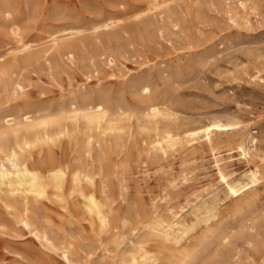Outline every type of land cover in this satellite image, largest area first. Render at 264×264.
<instances>
[{"label":"rangeland","instance_id":"1","mask_svg":"<svg viewBox=\"0 0 264 264\" xmlns=\"http://www.w3.org/2000/svg\"><path fill=\"white\" fill-rule=\"evenodd\" d=\"M0 1L11 12L0 18V67L10 66L13 93L0 90V130L4 114L27 109L61 117L75 96L105 101L113 122L96 162L106 222L75 194L65 204L52 193L34 210L48 247L0 198V264H66L65 247L71 264H134L141 246L153 264H264V0ZM53 35L74 58L58 57ZM201 127L212 130L193 140ZM75 134L31 161L74 158ZM222 177L250 186L232 196Z\"/></svg>","mask_w":264,"mask_h":264},{"label":"bare ground","instance_id":"2","mask_svg":"<svg viewBox=\"0 0 264 264\" xmlns=\"http://www.w3.org/2000/svg\"><path fill=\"white\" fill-rule=\"evenodd\" d=\"M10 15H11V12L9 10V4L5 1H0V18H2L4 21H8V19L10 18ZM14 31H16V29ZM53 36H54L53 50L58 49L57 50L58 57L60 58V57L67 56V58L69 57L74 58L75 51L72 49H75V48L71 47V45L70 46L60 45V43L64 41H60L59 43V41L57 42L58 38H55V35ZM101 46L103 47L104 45H101ZM19 47L23 52L33 49L31 43H22L21 46ZM48 49L51 50L52 47ZM106 57L108 58V56ZM34 58L35 57H33V61H34ZM33 61L31 63H33ZM27 63H29V65L31 64L29 61ZM57 64H55V66ZM23 65H26V63H23ZM23 65L22 67H24ZM33 65L32 67L34 68ZM2 67H0V90H2V86L5 84L6 87L3 90L6 93H9L10 87L8 86V83H6V82H9V72L6 69V67L9 68L10 66H6L5 68H2ZM19 67L21 68V64ZM27 68L29 70V66ZM86 74H87V71H86ZM12 75L14 76L15 74L13 73ZM12 75L10 74V76ZM87 92L89 94L90 91L87 90ZM71 99L73 100L72 102H70V107L68 109H65V111L67 110L69 111L61 115V117L53 116V114L51 116L49 115V116L42 117L44 116L43 114L45 115H48V114H46V112L44 113L42 112L43 114L41 113L42 115L40 114L39 116L38 115L39 110H36V109L34 110L27 109L23 112L20 111V113H13V114H7V115L2 114L6 128L0 130V198L3 201L4 207L8 212L12 213V211L21 210L20 218L16 216L15 214L13 215L19 219V222H21L24 226H26L30 230L32 229L37 230L36 220L34 217V210L38 207L39 204L43 203L44 200L50 199V196L52 193L57 194L58 196H60V198L62 197V201L65 204L67 203L68 197L72 194H75L81 200L82 205H83V210L86 214L90 216L97 214L99 215V219L102 224L106 222L104 216H102L103 206L101 202L99 201L98 194L95 191V187H96L98 180L104 178L102 171L96 167V162L98 160L102 161L104 159L103 157L105 153L104 152L105 141L101 138V135L104 133V131H107L105 130V128L108 125H111L113 123L111 119L112 116L110 117L108 105L105 101L93 103V101L89 99L87 96L83 97L81 101L78 100L77 96H75L74 98L71 97ZM58 104H61V103L58 102ZM67 104L68 103L66 102L65 103L66 107L69 106ZM153 110L156 111L155 108H153ZM150 112H147V114ZM81 125L85 126L86 131H83L85 128L83 127L84 128L83 129ZM220 125L222 126V124ZM112 129H111V133H112ZM211 130H212L211 127H201V128L193 129L189 131V136L192 137L193 139V138L200 136L201 134L203 135L209 134ZM75 132L80 140L79 141L77 140V143L75 142L77 145V149L74 148L75 149L73 151L75 154L74 158L70 156L67 160H64V161H61L59 159L51 160L50 162H45L41 164L40 166L35 165L31 161L30 154L33 152L35 148L43 147L47 144H55L63 137L73 136V133ZM76 134L74 135L75 140H76ZM97 151H100V154H98ZM246 153L247 152L244 150L245 155ZM248 155H249V152H248ZM251 174L252 176L250 177L251 178L250 182H255L257 179V176L259 175V169L256 168ZM222 180L228 186V191L230 195L232 196H238L242 191L246 189L247 186H250L248 185V183H244L243 181H240V180H237V181L228 180L227 178H223V177H222ZM245 181H248V180H245ZM208 218H210V215L204 216V220ZM172 226L170 227V230L172 229ZM153 230H155V228ZM170 230L169 232H166L163 234L166 239L171 237ZM38 234L40 235L39 239L41 243H43L44 245L48 247L50 246L52 247L54 245V242L50 235L51 233H49L46 230H44L43 232H39L37 230L36 235L38 236ZM140 251H141V256L138 257L137 255L133 254L130 256V261H132L134 264H153L156 262V259L152 255H149V251L144 246L140 247ZM63 253H64L63 256L65 257L67 263L71 264L70 248L65 247L63 250Z\"/></svg>","mask_w":264,"mask_h":264}]
</instances>
